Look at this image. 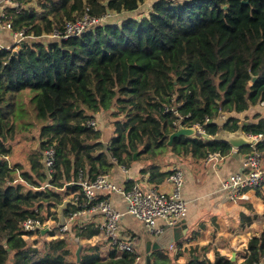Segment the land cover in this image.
<instances>
[{"label":"trees","instance_id":"1","mask_svg":"<svg viewBox=\"0 0 264 264\" xmlns=\"http://www.w3.org/2000/svg\"><path fill=\"white\" fill-rule=\"evenodd\" d=\"M16 1L22 10L9 8L13 27L34 38L0 49V154L12 153L9 140L19 127L38 132L39 149L29 157L28 169L9 159L0 162V264H135L140 253L117 246L103 253L99 244H84L77 260L69 237L76 244L78 237H95L101 233L98 223L74 222L63 237L46 239L42 246L30 243L21 225L29 217L44 218L45 210L60 221L66 198V218L85 202L95 205L99 199L88 202L78 183L81 172L94 179L116 163L150 161L142 172L160 184L172 169H162L159 155L202 160L231 153L232 146L219 137L180 135L169 144L181 125L209 117L210 134L243 128L264 135V118L246 124L232 116L223 127L213 123L223 112H246L264 102V0H153L136 16L132 13L146 0ZM87 9L116 16L65 39L44 36ZM101 113L115 117L116 135L109 140L89 125ZM50 146L58 153L52 177L44 163ZM256 148L264 156V140ZM55 229L50 235L58 233ZM177 244L174 255L153 251L149 264H181L185 249L181 239ZM215 259L214 264H236L219 251ZM263 259L264 230L250 238L242 264ZM186 264L213 263L193 253Z\"/></svg>","mask_w":264,"mask_h":264},{"label":"crops","instance_id":"2","mask_svg":"<svg viewBox=\"0 0 264 264\" xmlns=\"http://www.w3.org/2000/svg\"><path fill=\"white\" fill-rule=\"evenodd\" d=\"M13 40L11 30L0 28V46H11ZM231 113L232 116L240 118L242 122H258L259 118H264V102L252 106L246 112ZM256 114L260 116L256 117ZM102 117H104L102 113L97 115L96 120L99 125ZM99 128L102 130L101 126ZM220 135L221 131L217 137L221 138ZM103 138L109 140L104 134ZM257 143L248 145L251 146L249 152L244 150L247 146L239 149L232 147L229 155H222L221 158L210 161L208 158L197 160L191 155H187L175 158L174 161L176 162L172 166L169 165L170 162L162 165L163 170H170L178 166L185 171L183 194L188 202V214L184 222L188 226V233L181 239L185 251L179 257V263L186 264L189 257L194 253L196 258L197 256L201 259L209 258L214 264L217 251L231 259L235 258L232 260L236 264H242L245 261L250 238L264 230V186L258 189H246L244 191L246 196L240 198L232 197L229 192L224 191L222 182L230 174L245 170V159L256 148ZM150 163V161H136L127 167V171L123 169L121 164L116 163L110 174L119 185L126 186L129 180H137L136 183L142 185L158 186L165 190L170 189L166 178L160 184L150 183L149 178L147 180V173L142 172V169ZM106 196L116 207L122 210L127 207L126 196L121 193H112ZM100 220L101 215L99 213H89L76 222L99 223ZM120 231L124 236L134 237L137 251L143 256L140 264H147V241L153 235L149 233L145 224L127 214L121 221ZM50 233L46 232L44 236L48 235L47 237L51 238L53 235ZM192 235L193 237L189 239ZM82 243L83 245L99 244L103 253H108L113 248L102 233L90 239H83ZM175 244L176 247L164 250L173 251L176 254L180 247H178L177 242ZM192 248L197 251L192 252ZM241 249L243 252L239 251Z\"/></svg>","mask_w":264,"mask_h":264},{"label":"built area","instance_id":"3","mask_svg":"<svg viewBox=\"0 0 264 264\" xmlns=\"http://www.w3.org/2000/svg\"><path fill=\"white\" fill-rule=\"evenodd\" d=\"M9 8H15L19 12L22 10V5L16 0H0V28L12 31L14 40L11 46L17 48L23 40L34 38V35L27 34L24 28L23 30L14 29ZM115 16L116 13L112 11L96 16L87 9L78 19L68 20L62 28H55L53 32L44 36L47 38L65 39L86 32ZM11 46H0V49L11 48ZM171 110L178 114V110L175 108ZM210 121L212 120L207 117L205 123H196L191 126L195 130L194 135L201 139L204 138V140L217 137L220 131L216 134H210L205 127V124ZM89 125L96 129L99 128L96 119H91ZM246 134L253 138V143L264 140L263 133ZM57 154L54 146L48 147L44 153V163L50 177L55 171ZM221 156L219 152L211 153L208 156V160L221 158ZM246 158L244 162L245 170L230 174L222 182V189L229 192L232 197L244 198L246 189H258L264 186L263 153L255 148ZM3 159H9L8 155L0 154V162ZM122 167L125 171L128 170L127 166L122 165ZM146 176L148 180L150 177L149 173ZM185 178V171L181 167L175 166L166 177L170 189L165 190L158 186L142 185L140 183H135L131 187L119 185L110 173H101L92 179L84 176L81 172L78 183L81 184L88 202L97 199L99 201L91 207H87V202H85L83 208L70 212L66 224L59 226V234L56 233L51 238L63 237L64 233L70 230L72 223L84 218L89 213H99L101 215V220L98 223L99 228L109 244L117 246L122 251L138 252L134 237L121 234L120 224L122 219L127 214L134 216L145 224L147 230L153 236L161 235L166 228L178 225L186 219L188 214V202L183 194ZM46 185H49V183ZM112 193H121L126 196L127 207L124 210L116 207L110 198L106 196ZM101 195L106 196V198L101 199ZM45 229L46 232H52L54 230L53 221L41 216L29 217L21 225V231L25 238L38 235ZM174 247H176L175 243L171 245V248ZM137 257L135 264H140L143 256L140 254ZM253 264H264V259Z\"/></svg>","mask_w":264,"mask_h":264},{"label":"water","instance_id":"4","mask_svg":"<svg viewBox=\"0 0 264 264\" xmlns=\"http://www.w3.org/2000/svg\"><path fill=\"white\" fill-rule=\"evenodd\" d=\"M248 2V1H247ZM232 117L231 112H223L219 115V117H216L213 119V123L216 125L223 127L226 125L229 118ZM247 124V122H246ZM195 130L192 127H184L180 126L176 131H174L170 135V141L169 144H172L174 137L180 136V135H194ZM220 139L223 141L228 142L233 148L239 149L244 146H248L253 143V138L249 137L246 132L243 130V128H239L237 130H222ZM137 153H135V158H137ZM70 202V199H65V201L59 206V217H60V225H64L67 222V218L65 215V210L68 207V203ZM42 233H46V229L42 230ZM188 233V226L185 224L184 221L180 222L178 225L173 227H168L164 230V232L161 233V235H156L151 237L147 241V247H146V262L149 264L150 255L153 251L160 250V249H169L173 243L179 242L180 239L184 238ZM78 242V248L76 251L77 260H81V251L83 248V243L77 238ZM235 259V258H232Z\"/></svg>","mask_w":264,"mask_h":264},{"label":"rangeland","instance_id":"5","mask_svg":"<svg viewBox=\"0 0 264 264\" xmlns=\"http://www.w3.org/2000/svg\"><path fill=\"white\" fill-rule=\"evenodd\" d=\"M152 2H153V0H146L140 6V8L135 13H132V14L135 16L137 14L139 15L140 12H141L140 14H144L143 12H146L149 10ZM27 91H29L30 93L32 92L31 90H27ZM31 120H33V116L31 117ZM114 123H115V117L111 116L109 118H106L104 116L101 118V122H100L99 126H101L103 134L108 139H110L113 135H115ZM104 124H106V125H104ZM37 135H38V132L35 131L34 129H22L20 127L17 129L15 136L11 140H9V144L11 146L12 153L10 155H8V157H9V160L11 161L12 164L19 162L20 164H22V166L25 169L29 168V166H30L29 157L31 155H33L39 149V140H38ZM157 160L161 164H166V163L170 162V164H169L170 166H172L176 162V161L172 160L169 155H165V156L163 155V157L161 155H159ZM42 215L44 216L45 219H50L53 221L54 229L60 223L59 220L55 219L54 216L49 214L46 210L42 213ZM55 230L58 233L60 232V230L57 228ZM66 235H67V237L69 236L68 234H66ZM47 236L48 235L44 236V234H42V236H41L38 233V235H34L33 237H29L28 239H29L30 243L37 242L39 246H42L46 239H50ZM69 242H70L72 251L76 254L78 244H76L73 237H71V236L69 237ZM239 251L243 252L242 249ZM170 252H172L171 254H175V252H173V251H170Z\"/></svg>","mask_w":264,"mask_h":264}]
</instances>
